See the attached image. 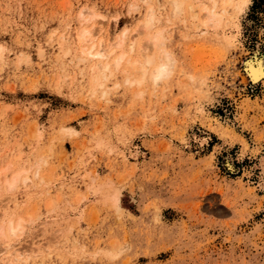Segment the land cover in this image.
<instances>
[{"label":"rangeland","instance_id":"1","mask_svg":"<svg viewBox=\"0 0 264 264\" xmlns=\"http://www.w3.org/2000/svg\"><path fill=\"white\" fill-rule=\"evenodd\" d=\"M190 1L174 17L167 0H0V225L20 222L8 239L27 250L13 264H264V79L245 71L264 61V2L233 0L202 31ZM150 7L175 60L156 83L137 61ZM81 11L107 27L95 42L126 30L100 85L77 58Z\"/></svg>","mask_w":264,"mask_h":264},{"label":"bare ground","instance_id":"2","mask_svg":"<svg viewBox=\"0 0 264 264\" xmlns=\"http://www.w3.org/2000/svg\"><path fill=\"white\" fill-rule=\"evenodd\" d=\"M167 1L171 5L170 14L173 15L174 17L177 15L179 16L180 15V3L184 0H167ZM196 1L197 0H191L190 2L187 3V5L185 6L186 7V15L191 19V24H193L196 29H201L202 31L207 26V24L208 25L210 24V26L215 27V28L219 27L222 20H223L222 14L227 12V10H226L227 7L234 2L233 0H209V2L207 1L205 3H202L201 8L199 9L198 6L201 4L200 0H198V3ZM244 2L245 1H243V0L236 1L234 3L235 7L239 8V10H241ZM86 11H88V10H86ZM80 16H81L80 18L83 20H81L79 29L77 28L78 30L74 34V41H75L76 47L79 49V53L81 55V57H77V58L81 62H88L89 63V71L91 73V79L93 80V84L95 83L94 85H96V84H98L97 82H99L101 80V78H100L101 75L102 76L106 75L107 73H109L111 71V69L115 70V69L121 68L123 65V62H125L124 60L127 59V58H125L126 56L124 53H121V52L115 53L116 52L115 48L120 47L122 45L123 38H121V37L125 36L126 30L121 33L122 36H120V39H116V37H113L114 42H112V43H110L111 39H112L111 37L110 38L107 37L105 42H103V38L99 39V40H97V42H95L94 39L98 33H101L102 31H105V34L107 33V27L94 26V25L88 26L85 24V22H88L91 19V17H87L85 15L84 11L80 12ZM204 17H206L207 19L204 20ZM156 19H157L156 10L153 7H150L149 11L147 12V14L143 20V23L141 24L140 29L138 28L139 29L138 31H141V33H143L145 35V37H143L144 38V45H142V47H141L142 52H143V56L141 57L142 58L141 60L140 59L137 60L140 63L138 68L141 70L142 74H145V73L149 74L150 78L152 79V81L154 83L158 82L161 78H164L165 76H168L169 73H171V71H172L171 67L175 61L174 58L172 57L171 53L169 52V50H167L166 48L163 47V45H165L166 39L168 38L167 29L159 27V29H156V30L153 29V31H150L152 28V24L155 22ZM184 24L186 25V22H184ZM137 33H139V32H137ZM130 41H131V39H130ZM129 44H130V42H129ZM141 49H139V50H141ZM113 53H115L114 56H113ZM76 54H77V52H76ZM140 54H141V52H140ZM261 57L262 56L257 57V54H256L251 59L247 60L245 63V71L247 73L249 80L252 83H256V82H259V81L264 79V61ZM77 58L75 59L76 61H77ZM135 60H133V61H135ZM137 61H135V63ZM133 66H132V68H133ZM128 67H130V66H128ZM134 69H135V66H134ZM122 70L124 71L125 69H122ZM138 72H140V71H138ZM99 78H100V80H99ZM128 80H129V78H128ZM129 81H131V80H129ZM136 81H138V78ZM91 83H90V85H91ZM98 85H100V84H98ZM227 164H228V162H227ZM260 165H261V169L263 172L262 177L264 178V162H262ZM232 167H233V165H232ZM230 168H231V165H230ZM19 176H20L19 172L16 173L14 176H12L13 179H11L8 183L9 188H11V187H12V189L14 188V185L18 181ZM25 178L26 179H24V180L27 181L28 178L27 177H25ZM40 182H42V181H40ZM262 183H264V181ZM5 188L7 189V187H5ZM1 217H3V216H1ZM12 223H13V221H12ZM12 223H11V220L7 223V226L9 225L7 227V229L9 228L8 231L3 228V225H2V227L0 225V236L3 237L2 242H3V244L6 242V244L3 245L2 247L5 250H9V253H8L9 256L4 255L5 257L3 256V258H1L2 262L4 264H13V261L17 262V260L22 255H25L27 253V250H25V249L20 250L19 248L15 247V244H13L9 241L8 237H15L18 230L20 229L18 227L20 225V222H19V224L15 223V226L18 225L16 227L15 226L13 227ZM65 227H67V226H65ZM27 246L30 247V244ZM1 250H3V249H1ZM29 255L35 256V257L38 256V254H35V252L33 253V251L31 253H28L27 257ZM1 259H0V261H1Z\"/></svg>","mask_w":264,"mask_h":264},{"label":"crops","instance_id":"3","mask_svg":"<svg viewBox=\"0 0 264 264\" xmlns=\"http://www.w3.org/2000/svg\"><path fill=\"white\" fill-rule=\"evenodd\" d=\"M264 126V124H262V125H260V128L261 127H263ZM262 129V128H261ZM241 137H243L244 138V134H240V133H238ZM217 137V136H216ZM217 139H219L218 137H217ZM245 139V138H244ZM247 142H248V145H249V149H248V151L246 152V154H248V155H251V149H253L254 147H257V145L254 143V141L252 140V139H248L247 137H246V139H245ZM219 143H223V141L221 140V139H219L218 140V142H216L215 143V145H217V144H219ZM231 147H233V148H239V150L241 149V143L238 141V140H236V141H234L233 142V145L232 146H230L229 144H224L223 146H222V148L223 149H229V148H231ZM251 156H255V155H251Z\"/></svg>","mask_w":264,"mask_h":264},{"label":"trees","instance_id":"4","mask_svg":"<svg viewBox=\"0 0 264 264\" xmlns=\"http://www.w3.org/2000/svg\"><path fill=\"white\" fill-rule=\"evenodd\" d=\"M263 2H264V0H254L252 7H254V6H256V5H257V6H260V5L263 4Z\"/></svg>","mask_w":264,"mask_h":264}]
</instances>
